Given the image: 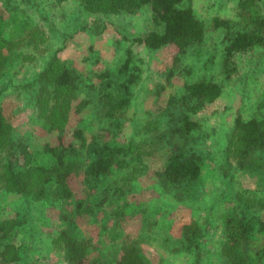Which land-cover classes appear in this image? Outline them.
<instances>
[{
  "label": "rangeland",
  "instance_id": "obj_1",
  "mask_svg": "<svg viewBox=\"0 0 264 264\" xmlns=\"http://www.w3.org/2000/svg\"><path fill=\"white\" fill-rule=\"evenodd\" d=\"M9 1L7 9L13 12L7 10L10 19L7 23L6 17L4 40L0 39V118L7 126L3 132L14 143L20 140L29 152L43 151L44 146L56 148V153L63 151L79 169L70 199L43 194L33 201L23 200L18 193L6 192L2 163L10 147L0 150V220H13V226L5 227L10 230L8 237L0 238V264L7 244L18 258L12 263L7 255L5 264H63V251L52 240L59 242L60 230L67 228L62 225L64 216L73 220L75 228L68 232L85 242L90 262L116 264L120 257L116 252L124 242L137 244L148 264L160 260L164 264L168 260L226 264L221 256L227 229L224 216L244 206L264 220V154L259 153L258 173L249 167L234 169L235 162L226 156L237 117L264 122V0H185L183 6L190 7L204 26L203 40L184 50L166 46L155 51L133 42L159 31L149 6L131 14L90 15L81 9L79 0ZM238 33H248L258 41L247 51L226 55L225 47ZM55 52L86 87L69 101L60 130L49 132L44 116H38L31 88L20 87L30 83ZM128 58L138 70L137 77L128 107L115 111L113 99L124 94L119 84L125 77L118 70ZM201 82L218 85L221 93L192 114L187 108L194 101L187 100L185 86ZM45 99L49 100L48 95ZM44 108L47 112L48 105ZM183 113L197 123L201 133L186 140L175 138L170 143L167 137L161 141L160 134H171ZM76 130L86 140L101 138L109 143V150H122L106 177L87 183L90 178L84 170L89 160L75 153L81 143L73 136ZM156 135L162 147L197 153L202 174L191 186L192 197L182 186L176 189L154 177L162 167L161 154L153 153L155 148L148 144ZM29 168L22 161L13 170L31 185L40 177ZM178 190L183 193L180 201L175 198ZM103 199L102 211L83 212ZM153 219L160 223L152 224ZM190 222L197 228L203 225L206 231L199 251H168L171 245L177 247L173 241ZM115 234H119L116 241L112 240Z\"/></svg>",
  "mask_w": 264,
  "mask_h": 264
},
{
  "label": "trees",
  "instance_id": "obj_2",
  "mask_svg": "<svg viewBox=\"0 0 264 264\" xmlns=\"http://www.w3.org/2000/svg\"><path fill=\"white\" fill-rule=\"evenodd\" d=\"M58 1L62 2L63 0ZM184 1L79 0L78 2H80L81 9L90 15L101 13L109 15L131 14L144 6H149L152 11L153 24L159 31L152 30L143 38H135L133 42L145 49L155 51L166 46L184 50L194 44H200L203 40L204 26L196 18L190 7L183 6ZM9 2V0H0V39L2 40H4L2 25H4L6 17L7 23L8 19H10L8 11L13 12L10 8L7 9V3L9 4ZM257 41V38L248 33H238L225 47V53L230 55L234 51H247L254 47ZM58 52L50 56L45 68L39 74L34 75L30 83L20 87L21 90H29L31 88L35 95L36 110H39L38 116L41 117V114L44 116L43 124L47 126L50 130L49 132L54 129L60 130L63 113L66 112L69 101L75 97L77 91L86 87L80 78L76 76L75 71L60 60ZM136 71H138L137 68L131 65V58L130 60L128 58L118 70V73L125 77L122 83L119 84L124 94L117 99H113L115 111H119V109L124 111L128 107L132 94L131 88L137 77ZM99 77H102V75ZM8 83L10 84V82ZM5 88L6 86L1 88L2 91ZM185 92L187 100L190 98V100L194 101V104L188 107L187 110L195 114L206 103H211L218 98L221 89L216 84L201 82L185 86ZM47 95L49 100L45 101ZM46 105H48L47 112L46 108H44ZM108 114L109 111H107ZM179 121L180 125L175 126L171 134L168 132L160 134L161 141L167 137L170 139V143L175 138L178 141L186 140L193 134H198L202 131L201 128H198L196 122L189 121L187 113H183ZM4 125L6 126L5 122L0 118V150L10 147V150L6 151L5 159L2 163V167L5 169L2 175L6 192L18 193L21 199H32V201L43 197V194L50 198L70 199L72 196V182L76 176L75 170L79 169L73 160H69L68 155L63 151H57L58 153H56V148L48 146H44L45 150L43 151H27L20 140L14 143L8 137L9 135L3 132ZM73 136L81 141L79 151L75 152L77 157L80 159L86 156L89 160V164L84 170L86 176L90 178L87 183H90L91 179L106 177L111 170L110 168L115 164V158L119 157L117 153L122 152V150H109L111 148L109 143L101 138L86 140L79 130H76ZM154 137L153 140H150L148 147L155 148L152 150L153 153L161 154L160 162L162 164L161 169L154 174V177L157 181L170 183L174 187L176 185V189L178 187L182 190L183 187V192L185 191L187 195L192 197L195 192L190 190L191 186L200 179L202 174V164L197 153L189 151L186 154L179 152V150L170 149L168 145L162 147L161 141L158 140L159 135ZM144 141L147 142L148 138ZM228 141L226 156L229 161L235 162L236 165L233 168L242 170L249 167V171H257L258 173L260 169L259 160H261L259 153L262 151L264 154V122L256 119L244 121L241 117H237L234 120ZM3 143H6L7 147ZM22 161L24 165L30 166L29 171L40 177V180L38 179L37 182L29 185L26 180L24 181L15 174L13 168H17V165ZM181 190L175 193V198L179 201L183 198ZM104 199L100 203L94 201L96 205L88 206L83 212L90 215L91 213L96 214L102 203H104ZM261 207L264 210V203H261ZM224 217H226L224 226L227 229L224 230L225 245L222 246L221 256L225 259L226 264H264L260 263L264 259V220L255 216L249 208L244 206L228 213ZM64 218L66 222L62 225L67 228L60 230L61 237H59V242L52 240V244L57 246L59 251H63V264H103L100 260L89 261L86 256L87 246L85 242L82 241V243L80 240L75 239L72 233L68 232L70 228H75L73 220L68 216H64ZM11 221L13 222V220ZM153 221L152 224L160 223L159 219H153ZM12 222H6L4 219L0 220L1 239L7 238L10 234V230H6L5 227L6 225L13 226ZM105 225L106 222H103L102 227ZM205 233L203 225L197 228V224L193 222L187 223L182 227L180 238L173 241L177 247L172 248L171 245L168 251L171 253L177 251L185 252L187 254L192 251H199L200 242L205 238ZM112 237V240L116 241L115 239L119 237V234H115ZM4 249L5 251L1 254V259L3 260L1 264L7 263V255H10L12 263H15L18 254H13L11 245H5ZM118 252H120V257L116 264H148L137 244L127 245L122 242L116 253ZM163 254L166 255L165 252ZM168 254L171 255L170 253ZM164 263V260H160L159 264ZM167 264L175 263L168 260Z\"/></svg>",
  "mask_w": 264,
  "mask_h": 264
}]
</instances>
